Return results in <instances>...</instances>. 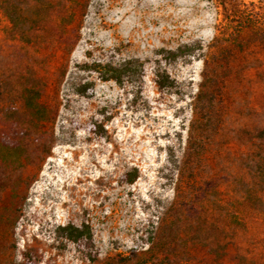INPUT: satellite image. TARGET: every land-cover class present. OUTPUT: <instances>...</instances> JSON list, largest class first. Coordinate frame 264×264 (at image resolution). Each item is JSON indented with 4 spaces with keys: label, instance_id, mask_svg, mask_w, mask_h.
<instances>
[{
    "label": "rangeland",
    "instance_id": "obj_1",
    "mask_svg": "<svg viewBox=\"0 0 264 264\" xmlns=\"http://www.w3.org/2000/svg\"><path fill=\"white\" fill-rule=\"evenodd\" d=\"M0 264H264V0H0Z\"/></svg>",
    "mask_w": 264,
    "mask_h": 264
},
{
    "label": "trees",
    "instance_id": "obj_2",
    "mask_svg": "<svg viewBox=\"0 0 264 264\" xmlns=\"http://www.w3.org/2000/svg\"><path fill=\"white\" fill-rule=\"evenodd\" d=\"M195 46L192 44H184L183 46H179L176 50H169V54L172 57H175L179 54L192 51ZM228 48H224L223 57L228 56L227 54ZM219 59V58H218ZM145 64L140 61H127L124 63H121L120 65H113V64H100L98 63L97 66L90 67V69H93L97 72L98 77L101 80L108 81V80H115V81H122L125 78H131L134 75H140L143 74ZM157 75V84L159 86H165L168 81V76L164 73H161L159 71L156 72ZM207 84H205V88L201 89L199 94V99L195 102V114L200 119L194 122L193 128L190 133V149H193V151H198L199 144H200V138L198 136V122L200 124L201 120H211L209 119L211 117V111L212 106L204 104L202 101L203 98L210 100L212 102V99L216 96L217 93H219V88L215 84L216 80V71L213 70L212 72H209L207 74ZM215 84V85H214ZM89 88V86H86ZM85 88L77 90V93H84ZM203 97V98H202ZM188 158V157H187ZM177 165V174L176 179L178 181V184L186 187L194 186L195 185V167L192 163L188 162L186 159L178 162ZM128 180H131L132 178H127ZM180 185V186H181ZM84 227V226H83ZM79 227L73 224H68L65 226H62V229L68 232V235L75 239L76 241H84V238L91 239L92 236L90 234V231L87 226ZM86 235V236H85Z\"/></svg>",
    "mask_w": 264,
    "mask_h": 264
}]
</instances>
